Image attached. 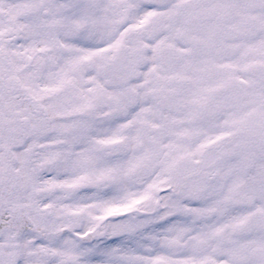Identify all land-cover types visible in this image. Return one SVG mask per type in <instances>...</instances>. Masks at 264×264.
<instances>
[{"label": "snow or ice", "instance_id": "snow-or-ice-1", "mask_svg": "<svg viewBox=\"0 0 264 264\" xmlns=\"http://www.w3.org/2000/svg\"><path fill=\"white\" fill-rule=\"evenodd\" d=\"M0 264H264V0H0Z\"/></svg>", "mask_w": 264, "mask_h": 264}]
</instances>
